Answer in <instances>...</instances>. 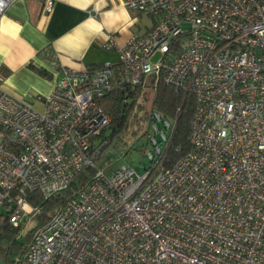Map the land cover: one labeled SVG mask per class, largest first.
I'll list each match as a JSON object with an SVG mask.
<instances>
[{
  "label": "built area",
  "instance_id": "2783aa9c",
  "mask_svg": "<svg viewBox=\"0 0 264 264\" xmlns=\"http://www.w3.org/2000/svg\"><path fill=\"white\" fill-rule=\"evenodd\" d=\"M119 1L155 19L122 46L109 35L118 77L191 94L190 149L166 167L174 124L152 111L139 170L96 162L112 62L60 69L40 109L0 84V209L14 206L20 234L37 213L28 191L52 196L93 169L11 264H264V0Z\"/></svg>",
  "mask_w": 264,
  "mask_h": 264
},
{
  "label": "crops",
  "instance_id": "0c3cea01",
  "mask_svg": "<svg viewBox=\"0 0 264 264\" xmlns=\"http://www.w3.org/2000/svg\"><path fill=\"white\" fill-rule=\"evenodd\" d=\"M141 14L119 0H54L50 12L44 10L43 0L12 1L0 14L1 86L42 108L37 98L51 91L60 69L118 63L117 48L105 46L108 37L113 35L122 46L132 33L149 29L155 18L146 15L144 22Z\"/></svg>",
  "mask_w": 264,
  "mask_h": 264
},
{
  "label": "trees",
  "instance_id": "16d2710c",
  "mask_svg": "<svg viewBox=\"0 0 264 264\" xmlns=\"http://www.w3.org/2000/svg\"><path fill=\"white\" fill-rule=\"evenodd\" d=\"M115 66V79L113 86L109 92L100 100L103 107L111 118L109 126L100 135L99 141H102V147L96 161L101 160L99 165H106L112 162L103 159V151L105 146H109L114 140L121 143H127L125 136L134 139L137 135V124L141 117V111H144V104L140 97L144 91L139 86L128 85L122 83L118 77V63ZM38 73L43 76H51L43 68L32 66ZM95 68V67H94ZM92 69V68H90ZM150 83V81H149ZM153 90L151 112L156 111L161 117L174 124L173 137L168 146L164 157V165L170 167L179 157L190 149L188 141L190 132V120L194 111V99L191 94H183L182 90L171 84L158 80ZM141 119H144L141 118ZM155 121L152 113L148 119V132H150L151 124ZM136 122V123H135ZM93 169L86 167L76 173L71 179L68 186L56 194L44 197L37 190L28 191L25 194L26 201L36 210V225L23 234H20L22 226L15 227L9 222V215L13 211L14 206L5 205L0 209V261L3 264H11L12 258L24 252L26 244L30 239L33 229L45 223L51 215L58 210L63 203L75 191L80 188L88 179ZM1 210H4L1 211ZM22 237V241L19 237Z\"/></svg>",
  "mask_w": 264,
  "mask_h": 264
},
{
  "label": "rangeland",
  "instance_id": "374dc122",
  "mask_svg": "<svg viewBox=\"0 0 264 264\" xmlns=\"http://www.w3.org/2000/svg\"><path fill=\"white\" fill-rule=\"evenodd\" d=\"M141 18L144 22H147L149 17L146 15L141 14ZM160 56V53H157L153 60H156ZM144 93L140 97L142 103L144 104V112L141 111V115L144 119L139 118V121L137 124V135L134 137V139H130L128 135L125 136V139L127 143H121L118 140H114L109 146H105L103 151V159L102 160H109L111 162H115V164L118 161H125L135 166L137 170L140 169V165L147 162L146 157V151L151 148V144L148 142V135L150 134L148 132V119L151 113V102H152V96H153V90L151 87H147L145 89H142ZM135 122V123H136ZM102 144H100L101 146ZM102 147V146H101ZM96 162L100 163L101 160H97ZM4 212V210H1ZM36 219L37 217L34 215L31 217V220L29 223L24 227V230L22 233H25L30 228L34 227L36 225ZM19 240L22 241V237H19ZM0 264H3L0 261Z\"/></svg>",
  "mask_w": 264,
  "mask_h": 264
},
{
  "label": "water",
  "instance_id": "95a60500",
  "mask_svg": "<svg viewBox=\"0 0 264 264\" xmlns=\"http://www.w3.org/2000/svg\"><path fill=\"white\" fill-rule=\"evenodd\" d=\"M172 137H173V134H172V136H171V139H172ZM171 139H170V141H171Z\"/></svg>",
  "mask_w": 264,
  "mask_h": 264
}]
</instances>
